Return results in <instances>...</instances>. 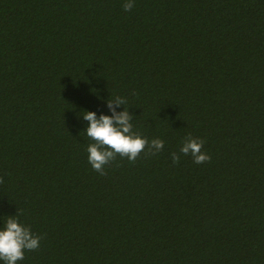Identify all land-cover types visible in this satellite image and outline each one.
I'll list each match as a JSON object with an SVG mask.
<instances>
[{
	"label": "trees",
	"instance_id": "obj_1",
	"mask_svg": "<svg viewBox=\"0 0 264 264\" xmlns=\"http://www.w3.org/2000/svg\"><path fill=\"white\" fill-rule=\"evenodd\" d=\"M125 2L0 0V229L44 237L18 264H264V0ZM116 96L165 146L100 175L83 115Z\"/></svg>",
	"mask_w": 264,
	"mask_h": 264
},
{
	"label": "clouds",
	"instance_id": "obj_2",
	"mask_svg": "<svg viewBox=\"0 0 264 264\" xmlns=\"http://www.w3.org/2000/svg\"><path fill=\"white\" fill-rule=\"evenodd\" d=\"M135 6L134 0H126L124 11H131ZM127 101L116 96L108 99L107 106L112 115L97 116L94 111H86L83 119L89 122L86 128L87 136L93 141L87 147L88 162L93 170L100 175H106V166L115 161L117 156L127 158L134 163L141 155H155L164 149L165 142L160 138L149 140L141 133L133 130V115L127 107L117 111V107L125 106ZM206 141L189 134L183 141L179 152L191 155L194 163L210 162L211 156L203 150ZM171 158L174 164L180 162V154L173 152ZM4 183L0 177V184ZM44 237L35 234L30 226L23 224L18 213L9 216L4 227L0 229V261L4 264H18L24 260L26 251L38 250Z\"/></svg>",
	"mask_w": 264,
	"mask_h": 264
}]
</instances>
